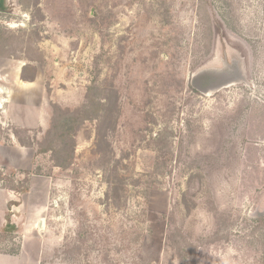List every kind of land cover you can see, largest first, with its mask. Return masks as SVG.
Masks as SVG:
<instances>
[{
	"label": "rangeland",
	"instance_id": "rangeland-1",
	"mask_svg": "<svg viewBox=\"0 0 264 264\" xmlns=\"http://www.w3.org/2000/svg\"><path fill=\"white\" fill-rule=\"evenodd\" d=\"M2 1L0 264H264V0Z\"/></svg>",
	"mask_w": 264,
	"mask_h": 264
},
{
	"label": "trees",
	"instance_id": "trees-1",
	"mask_svg": "<svg viewBox=\"0 0 264 264\" xmlns=\"http://www.w3.org/2000/svg\"><path fill=\"white\" fill-rule=\"evenodd\" d=\"M3 1L0 0V8H4L3 6ZM25 69L24 66L21 69V74H20V78L23 81H33L35 78V73L33 72L32 75H30L29 77L25 74ZM96 88V87H94ZM91 90H93L92 86H89V94H88V104L86 106V108L84 109L82 115L80 117H75L74 119L71 118H64L62 119V127L59 129V127L56 128L55 126V132H54V137L56 136L57 138H59L60 140V146L59 148H57V152H56V159H55V165L61 168H65L69 165V163H71L72 157H73V146H74V134L76 132L77 129V124L81 123L84 120L90 119V118H96L94 116H98L99 112L101 111V102L98 101L97 99H95L92 96ZM76 121V125L72 124V122ZM69 137L70 141H69V146L68 149H66L65 147L66 145V140L65 138ZM49 149H51L50 147H44L42 149H39L40 152H45L48 151ZM3 178V173H1L0 171V179ZM11 190H14L15 192H22V189H20L19 187H10ZM13 205H19L17 201H9L8 202V209L11 208V206ZM5 220L7 221V223L5 224V229L8 230L9 228H12L13 226L8 223L9 221V213L6 214Z\"/></svg>",
	"mask_w": 264,
	"mask_h": 264
},
{
	"label": "water",
	"instance_id": "water-1",
	"mask_svg": "<svg viewBox=\"0 0 264 264\" xmlns=\"http://www.w3.org/2000/svg\"><path fill=\"white\" fill-rule=\"evenodd\" d=\"M219 75L216 71H206L202 70L198 73H194L191 76L190 84L196 90L204 93L209 94V92L213 89H216L220 86H227L230 82H219ZM43 219L38 221V230L41 231L43 229Z\"/></svg>",
	"mask_w": 264,
	"mask_h": 264
},
{
	"label": "crops",
	"instance_id": "crops-1",
	"mask_svg": "<svg viewBox=\"0 0 264 264\" xmlns=\"http://www.w3.org/2000/svg\"><path fill=\"white\" fill-rule=\"evenodd\" d=\"M19 73H20V69H19ZM19 73H18V76L16 77L17 80H18L19 82H21L22 84L33 85V83L35 82V80H33V81H23V80H20V79H19ZM35 79H36V78H35ZM5 155H6V154H4V153L0 150V169H1L2 171L4 170L2 167H3V164H4V158H6ZM3 174H4V173H3ZM5 206H6V205H5ZM6 208H7V206H6ZM5 210H6V209H4V208L1 207V210H0V217H1L2 222H4V223H3V226H1V228H3L4 225H5V216H6V213L4 214V211H5ZM6 212H7V211H6Z\"/></svg>",
	"mask_w": 264,
	"mask_h": 264
},
{
	"label": "bare ground",
	"instance_id": "bare-ground-1",
	"mask_svg": "<svg viewBox=\"0 0 264 264\" xmlns=\"http://www.w3.org/2000/svg\"><path fill=\"white\" fill-rule=\"evenodd\" d=\"M1 102H3V100H1ZM1 102H0V103H1Z\"/></svg>",
	"mask_w": 264,
	"mask_h": 264
}]
</instances>
